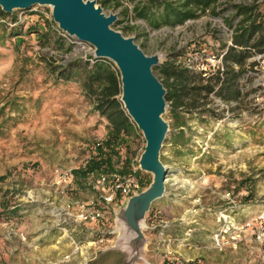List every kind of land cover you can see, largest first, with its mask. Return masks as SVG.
Here are the masks:
<instances>
[{
	"label": "rangeland",
	"instance_id": "rangeland-1",
	"mask_svg": "<svg viewBox=\"0 0 264 264\" xmlns=\"http://www.w3.org/2000/svg\"><path fill=\"white\" fill-rule=\"evenodd\" d=\"M234 1L247 0L226 3ZM253 1L264 13V0L249 3ZM115 3L103 10L119 11L121 7ZM213 16L209 13L178 31L170 27L149 29L143 36L123 32L122 24L112 26L133 36L147 54L159 53L161 64L181 51V45L198 49L215 43L219 30ZM31 24H56L50 7L37 5L34 14L24 12L23 31ZM41 39L36 32L0 39V108L5 109L4 115L13 116L15 112L7 108L9 101L25 105L18 106L19 118L14 125L7 124L6 134L0 137V264H39L35 258L39 235L46 231L57 236L55 209L66 201H86L97 194L90 187V177L79 185L73 171L96 154V142L106 136V120L75 82L52 81L37 53L56 54L60 62L74 53L50 49L40 43ZM39 98L40 103H35ZM201 103V108H206L205 101ZM164 118L169 124L168 142L182 129L177 136L184 142L185 154L175 156L174 164L167 163L169 147L164 141L160 155L169 172L166 190L145 214L142 231L146 240L135 264L164 263L165 245L158 242L160 229L172 239L173 255L185 264H264V118L255 119L250 126H217L204 112L172 113L168 104ZM135 137L136 143H131L134 157L145 144L139 129ZM120 152L125 155L124 149ZM63 172L71 173V179L60 181ZM140 175L142 181L152 180L151 173L140 170ZM124 204L116 202L109 207L102 224H94L82 239L84 244L97 247V260L103 264H122L128 259L127 244L132 235L117 219ZM188 226L194 228L189 245H178L174 239L181 238ZM226 228L228 243L220 249L214 247L212 233ZM29 255L32 258L28 259Z\"/></svg>",
	"mask_w": 264,
	"mask_h": 264
},
{
	"label": "trees",
	"instance_id": "trees-1",
	"mask_svg": "<svg viewBox=\"0 0 264 264\" xmlns=\"http://www.w3.org/2000/svg\"><path fill=\"white\" fill-rule=\"evenodd\" d=\"M112 1L121 7L118 11L121 18L115 24H122L123 32L135 31L137 35L142 36L147 34L145 28L142 26V30L139 31L138 28L141 25L130 24V19L142 20L150 30H156L161 27L181 25L187 19L196 17L198 11H204L206 8H210L213 15H217L227 8L216 11L215 6L218 0H129L132 4L131 9L123 5L120 0H96L102 8L111 5ZM228 7L232 8L234 13L230 18H226L225 22L231 26L232 19L239 18L234 29L232 46H229L223 55L225 68L222 71V76L219 72H215L204 77L201 72L176 65L173 59L165 60L155 67V71L159 73V79L166 89L165 99L170 112L187 115L204 112L209 117H214L213 110L201 108V102L204 101L208 93L214 91L225 100H236L240 95V77L245 73L253 75L256 72L253 67L255 62L246 67L244 61L254 52L264 51V13L254 1L250 4H231ZM25 12L34 14L31 8ZM124 21L127 22L124 24ZM9 22L13 25L10 26ZM21 25L22 22L17 19L15 11L10 14L3 12L0 8V39L21 36L24 32L28 34L36 32L42 38L40 43L47 45L50 49L74 53V57L64 62H60L56 58V54L46 51L38 52L37 57L55 84L75 82L91 102L94 110L106 120L107 132L102 145L96 146V154L87 159L83 166L73 171L79 185H83L84 181L90 177V187L93 189L92 181L101 173L130 174L132 172L131 160L135 153L131 143L135 142L136 125L132 124L120 101L121 82L116 66L112 68L109 60L105 58L91 57L93 62H90L87 58L80 56L73 45L57 33L55 30L57 24L47 26L31 24L26 31H23ZM181 52L178 50L172 56L179 55ZM230 62L236 63L238 68L235 69ZM40 101V98L36 99L35 103L38 104ZM8 104L7 108L15 112V115L11 116V113L4 115L5 109L0 108L2 116L0 137L6 134L7 124L14 125L19 118L16 115L17 112H20L18 106L22 108L25 106L15 100L9 101ZM178 132L173 135L175 139H178ZM165 142L168 140L165 139ZM121 149L125 150L123 156L120 152ZM160 158L162 160V155ZM136 174L139 177L141 188H146L151 179L142 181L140 170L136 171Z\"/></svg>",
	"mask_w": 264,
	"mask_h": 264
},
{
	"label": "water",
	"instance_id": "water-1",
	"mask_svg": "<svg viewBox=\"0 0 264 264\" xmlns=\"http://www.w3.org/2000/svg\"><path fill=\"white\" fill-rule=\"evenodd\" d=\"M36 5L49 6L59 29L91 44L93 55L111 60L120 74V101L145 140L138 160L139 168L152 174L149 185L131 195L117 213V219L132 235L127 244L128 259L122 264H135L146 240L142 222L151 204L163 197L169 173L160 158L169 132V124L164 118L166 89L154 72L160 55L147 54L133 36L114 29L112 25L118 20L117 12L106 13L96 0H0V8L5 13Z\"/></svg>",
	"mask_w": 264,
	"mask_h": 264
},
{
	"label": "built area",
	"instance_id": "built-area-1",
	"mask_svg": "<svg viewBox=\"0 0 264 264\" xmlns=\"http://www.w3.org/2000/svg\"><path fill=\"white\" fill-rule=\"evenodd\" d=\"M123 5L127 6L129 9L132 8L131 2L129 0H120ZM227 0H218L215 6L216 11H221L222 8L224 11L219 12V14L214 15L212 18L216 22L218 39L215 43L203 44L198 47V49H191L185 45H181L182 53L176 56H173V62L186 69H191L194 71L201 72L204 77L209 76L212 73L219 72L222 76V71L224 70V53L229 46H232V38L234 34V29L238 21V17L232 19L231 26L228 25L225 21L226 18L232 16L230 7L227 5ZM234 4H250L249 0L247 1H234ZM36 6L31 7L32 11H36ZM231 10V9H230ZM25 10H17L16 16L17 19L22 22V14ZM117 12L118 11H114ZM211 13L210 8L204 9V11H198V15L194 18L187 19L181 25H176L170 27L172 30H180L183 27H187L201 18L208 16ZM119 19V18H118ZM127 21H124V24ZM130 24H140L142 25L147 32L149 28L146 26L142 20H129ZM10 26L13 23H8ZM55 30L59 35H61L68 43L72 44L75 51H79V55L83 58H87L90 62H93L91 57L93 55V46L87 42L80 41L77 38L68 35L66 32L62 31L56 25ZM219 41L222 43L220 45ZM210 45V47H208ZM89 56V57H88ZM109 60V59H107ZM264 51L263 52H254L251 56L247 57L244 61L246 67H249L251 63L255 62L254 68L256 72L252 75L251 73H245L239 79V92L240 95L236 100H225L217 95L214 91L209 92L207 97L204 99V105L206 108L214 111L215 116L214 121L218 125L222 123H236V126L239 125H252L255 123V119L264 118ZM229 63V62H228ZM231 65L237 69L238 65L236 63L230 62ZM112 68L115 64L109 60ZM244 107V108H242ZM132 124L135 123L130 118ZM252 123V124H251ZM136 130L137 127H136ZM102 141L96 142L95 146H101ZM141 152L136 155L131 160V173L128 175H121L117 172L114 173H101L93 181L92 187L96 191L95 197H92L90 200H69L66 201L63 205L57 207L54 211L55 218V229L65 234L69 239L75 243L73 235L70 233L71 226H76L81 223H92V224H102L105 212L109 210V207L114 205L116 202H126V200L133 194L138 193L142 190L139 177L136 176V171L141 170L139 168L138 160ZM72 174L68 172L61 173V180L65 181L66 179H71ZM168 178L165 179V182ZM193 227L188 226L185 233L181 238L174 239L177 241L178 245H189V238L192 234ZM226 229L216 230L211 235V241L214 247L223 248L228 241L226 240L225 233ZM165 234L162 229L159 231V243L162 242V245H165V259L164 263L157 264H185L183 259L173 255L172 249L170 248V243L172 239L168 236L165 237ZM260 238V235H257Z\"/></svg>",
	"mask_w": 264,
	"mask_h": 264
},
{
	"label": "crops",
	"instance_id": "crops-1",
	"mask_svg": "<svg viewBox=\"0 0 264 264\" xmlns=\"http://www.w3.org/2000/svg\"><path fill=\"white\" fill-rule=\"evenodd\" d=\"M168 147L169 154L167 153L166 159L167 163L169 162L172 165L174 164L175 156L179 158L180 154H184V145H182L180 139H175L173 136L171 141L168 142ZM94 226L92 223H81L72 228L70 233L73 235L75 243L65 234L58 231H54L57 236H53V234L47 235V232L44 231L37 239L38 251L35 258L39 261V264H103L97 260L98 254H95L97 247H90L91 245H86L82 242V239L88 235L86 232ZM83 227L84 229H82ZM84 230L85 232L83 233ZM32 243H35V241ZM30 258L32 257L29 255L28 259Z\"/></svg>",
	"mask_w": 264,
	"mask_h": 264
}]
</instances>
